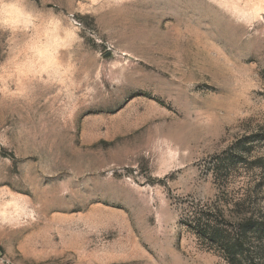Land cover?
Instances as JSON below:
<instances>
[{
  "label": "rangeland",
  "instance_id": "1",
  "mask_svg": "<svg viewBox=\"0 0 264 264\" xmlns=\"http://www.w3.org/2000/svg\"><path fill=\"white\" fill-rule=\"evenodd\" d=\"M248 218L264 0H0V264H264Z\"/></svg>",
  "mask_w": 264,
  "mask_h": 264
},
{
  "label": "trees",
  "instance_id": "2",
  "mask_svg": "<svg viewBox=\"0 0 264 264\" xmlns=\"http://www.w3.org/2000/svg\"><path fill=\"white\" fill-rule=\"evenodd\" d=\"M201 228L204 230L206 234H209L212 239H215L217 241L219 240H226L227 238L221 236L220 229L215 228L213 225H201ZM234 235L231 238H228L227 245L224 247L225 252L228 256V260L230 262H235L238 260L240 255H243L245 252V247H247V240L249 239V236H260L262 237L264 235V225L262 223H255L253 221V218L243 219L238 224V229H235ZM247 250V249H246Z\"/></svg>",
  "mask_w": 264,
  "mask_h": 264
}]
</instances>
